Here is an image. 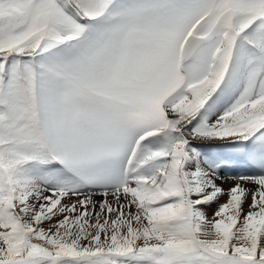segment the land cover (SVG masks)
I'll list each match as a JSON object with an SVG mask.
<instances>
[{"label": "snow or ice", "instance_id": "obj_1", "mask_svg": "<svg viewBox=\"0 0 264 264\" xmlns=\"http://www.w3.org/2000/svg\"><path fill=\"white\" fill-rule=\"evenodd\" d=\"M0 264H264V0H0Z\"/></svg>", "mask_w": 264, "mask_h": 264}, {"label": "rangeland", "instance_id": "obj_2", "mask_svg": "<svg viewBox=\"0 0 264 264\" xmlns=\"http://www.w3.org/2000/svg\"><path fill=\"white\" fill-rule=\"evenodd\" d=\"M224 186H225V187H227L228 185H227V184H225Z\"/></svg>", "mask_w": 264, "mask_h": 264}]
</instances>
